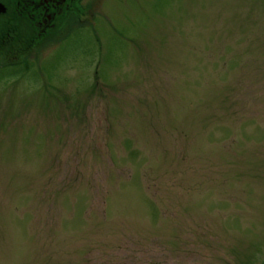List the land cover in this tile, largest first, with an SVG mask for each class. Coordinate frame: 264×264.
<instances>
[{"label": "rangeland", "instance_id": "1", "mask_svg": "<svg viewBox=\"0 0 264 264\" xmlns=\"http://www.w3.org/2000/svg\"><path fill=\"white\" fill-rule=\"evenodd\" d=\"M94 7L0 60V264H264V0Z\"/></svg>", "mask_w": 264, "mask_h": 264}, {"label": "flooded vegetation", "instance_id": "2", "mask_svg": "<svg viewBox=\"0 0 264 264\" xmlns=\"http://www.w3.org/2000/svg\"><path fill=\"white\" fill-rule=\"evenodd\" d=\"M94 1L0 0V60L27 68L31 51L88 26Z\"/></svg>", "mask_w": 264, "mask_h": 264}, {"label": "trees", "instance_id": "3", "mask_svg": "<svg viewBox=\"0 0 264 264\" xmlns=\"http://www.w3.org/2000/svg\"><path fill=\"white\" fill-rule=\"evenodd\" d=\"M9 65H5L4 67H8Z\"/></svg>", "mask_w": 264, "mask_h": 264}]
</instances>
